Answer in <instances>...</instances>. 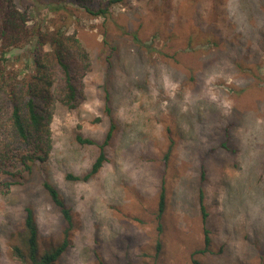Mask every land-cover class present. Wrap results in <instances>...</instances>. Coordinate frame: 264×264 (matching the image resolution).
Wrapping results in <instances>:
<instances>
[{"label": "rangeland", "instance_id": "374dc122", "mask_svg": "<svg viewBox=\"0 0 264 264\" xmlns=\"http://www.w3.org/2000/svg\"><path fill=\"white\" fill-rule=\"evenodd\" d=\"M15 2L30 23L65 21L92 60L84 101L55 106L43 163L74 218L56 264L151 263L162 187L161 263L192 264L206 227L210 251L194 256L199 264H264V0H123L106 20L51 9L55 0ZM208 38L217 45L200 47ZM29 54L27 46L10 49L13 68ZM106 91L116 123L106 161L88 181L68 180L66 173L90 167L104 139ZM77 134L96 144L79 143ZM24 206L42 242L59 239L63 220L34 169L0 193V264H22L9 233Z\"/></svg>", "mask_w": 264, "mask_h": 264}, {"label": "trees", "instance_id": "16d2710c", "mask_svg": "<svg viewBox=\"0 0 264 264\" xmlns=\"http://www.w3.org/2000/svg\"><path fill=\"white\" fill-rule=\"evenodd\" d=\"M123 0H55L49 2L51 9L71 7L86 12L94 18L106 20L112 14V7ZM30 16L15 0H0V193L7 194L14 186L22 185L29 174L36 169L42 176V186L52 203L57 207L63 223L59 239L42 242L35 214L30 206H24L20 213L19 228L9 233L12 252L22 264H56L71 243L74 228L72 210L60 196L57 188L48 180L43 163L53 146L51 121L57 104L67 109L77 108L85 99L84 77L91 70L92 60L75 31H68L65 21L44 26L30 23ZM134 39H138L133 34ZM200 47L217 45L211 38L201 42ZM29 50V62L19 69L11 65L10 49ZM193 41L187 47L193 49ZM109 94L105 92V111L110 123L104 139L97 144L98 152L90 167L82 174L66 173L68 180L86 182L91 179L106 161V146L115 134L116 123L108 106ZM229 134L221 146L228 149ZM81 144H96L94 140L76 135ZM203 177V175H202ZM202 190L199 203L203 220L205 211ZM165 190L159 192L156 208L157 235L151 263L163 264L162 253L163 214ZM8 229L11 222L7 223ZM204 246L191 253L192 264H199L194 257L210 251L209 229L203 228Z\"/></svg>", "mask_w": 264, "mask_h": 264}]
</instances>
